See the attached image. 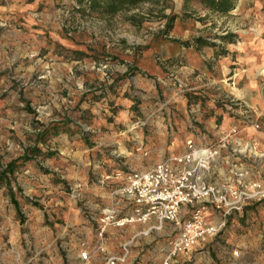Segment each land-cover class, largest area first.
<instances>
[{
	"label": "rangeland",
	"instance_id": "374dc122",
	"mask_svg": "<svg viewBox=\"0 0 264 264\" xmlns=\"http://www.w3.org/2000/svg\"><path fill=\"white\" fill-rule=\"evenodd\" d=\"M227 34L230 43L223 41ZM198 36L227 55L214 56L211 45H184ZM262 42L264 0H236L227 12L204 0L143 1L115 13L76 0H0V168L20 158L50 122L68 117L90 133L88 140L76 135L55 143L50 158L38 155L16 169L10 187L18 210L8 186L0 185V264L46 244L42 218L57 219L59 227L67 211L81 212L86 193L100 184V166L150 165L159 148L181 151L174 137L190 136V126L225 117V130L236 126L253 141V152H264V65L248 62ZM111 85L104 99H84ZM80 108L95 114L91 123L78 117ZM129 146L154 150L141 158ZM261 159L250 156L247 163L255 167ZM261 212L254 206L230 216L223 232L232 238L219 248L236 251L219 260L264 264V240L256 237Z\"/></svg>",
	"mask_w": 264,
	"mask_h": 264
},
{
	"label": "built area",
	"instance_id": "2783aa9c",
	"mask_svg": "<svg viewBox=\"0 0 264 264\" xmlns=\"http://www.w3.org/2000/svg\"><path fill=\"white\" fill-rule=\"evenodd\" d=\"M250 124L258 127L257 122ZM237 134L238 128L231 126L215 143L187 139L180 153L170 154L145 169L114 173V177L121 178L114 192L133 207L125 216H118L112 207L105 208L99 218L98 234L101 236L109 225L151 221L148 228H156L164 222L171 223L176 234L168 242L164 264L179 252L216 237L231 215L241 212L250 202L264 200L261 172H250L243 166L254 155L253 141H241ZM222 164L228 166L227 171ZM183 206L187 208L185 212ZM148 228L141 232L147 233ZM81 246L75 264H92L93 255L103 250L101 240L91 248H85L84 243ZM122 247V254L106 256L95 264L123 260L127 244Z\"/></svg>",
	"mask_w": 264,
	"mask_h": 264
},
{
	"label": "crops",
	"instance_id": "0c3cea01",
	"mask_svg": "<svg viewBox=\"0 0 264 264\" xmlns=\"http://www.w3.org/2000/svg\"><path fill=\"white\" fill-rule=\"evenodd\" d=\"M223 41H225L226 43L231 42L226 40ZM191 46L192 45H189L187 46V48L189 49L191 48ZM211 47L218 50L219 45L215 43V45H211ZM227 53H224L222 55L214 54V56L225 57ZM245 55L247 56V54L244 53L240 56V58L242 60H245ZM256 55V57H253L252 59H250V61L248 60V62L252 63L253 65L263 66L264 42H262V45L259 48V53ZM254 80L255 79H253V81ZM243 95L244 93H241L240 97ZM119 111H117V113H119ZM176 124L180 125V128H182V123ZM167 125L169 126L170 123L168 122ZM226 126L227 122H225V117L223 118V120H220V124H215L211 122L207 125V127L200 126L199 128H197L195 127V125L190 126L192 128L190 130V136L184 135V137L182 138L181 136L176 135L174 137V140L179 139L180 143L183 144V149H181V151L179 152H173L171 150L159 148V155L156 162L164 159L170 154L182 152L185 148V142L187 139H192L196 143H215L217 139L222 135V131L226 129ZM108 128L112 129L115 127L108 126L107 129ZM200 128L205 130L207 129V131H201ZM240 135L237 134L240 140H245V137H241ZM75 136L76 134L70 135L68 133L63 132L59 133L53 137L51 145L54 146L55 143L57 144L58 142H64L65 140L74 139ZM129 149L132 151L133 149H135L137 151L136 154L139 155L141 158H145L148 155H152L154 150V148L152 147L141 148V146H129ZM259 151L260 152H258V150H255V152H253L254 155L252 156L256 155V157L258 158L263 156L264 152H262L261 150ZM128 153L131 152L128 151ZM47 158L50 157L47 156ZM247 161L248 159L244 161L243 166L248 171L255 172L256 170H258L264 177L263 160V163H257L255 167L253 165L249 166ZM103 165L106 164L103 163ZM150 165H141L139 166V168L130 169H145ZM222 169L227 171L228 166L222 164ZM118 171H123V169H120L118 166L116 168H104L103 166H100V168L98 169V176H96L95 179L100 184L92 186L90 190L86 193V202H84V209L80 212L77 208L76 212L74 213L75 215L73 216L69 215V212L67 211V214L65 213L66 215L64 223L62 222L59 227V222L57 219H51L50 217H46L45 219L42 218L41 221H44L42 222L44 223V225L42 226L43 228H45L46 231L44 239L46 244H44V246L39 251L34 252L27 258H25L24 254H22L23 251L22 253L18 251V256L16 260H9L8 263L75 264L78 259L79 250L82 248V243H84L85 248H91L95 243L101 240L103 250L98 251L95 253V255H93L92 264L101 261L106 256L122 254V246L125 244H127V253L124 259L119 260L116 264H164L168 249V242L176 234V228L171 223L164 222L156 228H148L149 225L152 223L151 221L146 223H128L123 226L109 225L101 236L98 234L99 218L101 217L105 208L112 207L116 209L118 216H125L131 212L133 207V204L131 202L125 200L114 192L115 187L121 182V178L114 177V173ZM91 183L94 184L95 182L91 181ZM254 206L256 209H258V211H262L261 216L258 218L257 221L258 230L256 237L258 239L264 240V200L258 204H256V202H250L245 206V208H253ZM186 209L187 208L183 206L184 212ZM212 213L213 211L210 210L209 214L211 215ZM187 214L188 213H186L184 216H187ZM147 228V233L144 234L141 232L142 230H145ZM226 232H223L222 234L220 233L214 238H209L207 242L201 245L193 246L192 248L186 251L179 252L175 257L168 260L167 264H238L236 260H233V262L230 263H227V261L222 262L221 260H219L221 254H225V257L231 258L234 257L233 251H236L233 250L231 247H225V249L219 248V242L223 241L225 237V240H228L229 236L230 238H232L231 233L229 234Z\"/></svg>",
	"mask_w": 264,
	"mask_h": 264
},
{
	"label": "trees",
	"instance_id": "16d2710c",
	"mask_svg": "<svg viewBox=\"0 0 264 264\" xmlns=\"http://www.w3.org/2000/svg\"><path fill=\"white\" fill-rule=\"evenodd\" d=\"M76 1H78L80 4H82L83 2H86L88 7L91 10H98L104 13H115L122 8H127L130 6H139L140 3L143 1L158 2L159 0H76ZM204 1H206V4L210 8L223 11V12H227L234 7L236 0H204ZM173 17L174 16L172 15L168 16V22H167L168 28L171 27L172 19H174ZM129 19H135V16L131 15L129 16ZM223 39L226 41H233L234 37L232 34H227L226 36H224ZM183 43L186 46L192 45L195 48H200L205 45H209V46L215 45V43H210L205 38L200 37V36L194 38L193 42H188L187 40V42L185 41ZM212 49L216 55L217 54L222 55L224 53H227L225 52L227 50H223V52H220L216 50L215 48H212ZM107 87L113 88L112 85L104 86L102 87V91L104 90L103 92L99 94H92L89 96L88 94H86L84 96V99L85 98L88 99L89 103L104 99L107 92L112 90V89H108ZM112 110L114 113H117V111L120 110V106L119 105L112 106ZM93 116H95V114L92 111H90L89 108H87L86 110H82V109L79 110L78 117L82 118L84 121L88 123H91L92 119L90 117H93ZM108 119L110 120V118ZM62 132L68 133L70 135L76 134L78 138L82 140H88L90 136L89 132H87L82 126L70 120L68 117H65L63 120L50 122L44 125L37 132V134L34 137V143L25 150L24 154L20 158L10 160L2 168H0V185L4 184L8 186L10 199L16 206L17 210L19 208L17 207L16 200L14 198V192L12 191V188L10 187V182L13 179L16 169L20 165L22 166L23 163L26 162L27 160L33 159L38 155H46V156L51 157L52 152H53V150H51V147H52L51 141L55 135L62 133ZM44 148H46V150H44ZM262 201L263 200L258 201L256 202V204ZM20 220L22 219L20 218Z\"/></svg>",
	"mask_w": 264,
	"mask_h": 264
}]
</instances>
